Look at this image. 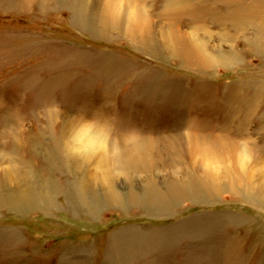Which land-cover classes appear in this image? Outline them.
<instances>
[{
    "label": "rangeland",
    "instance_id": "rangeland-1",
    "mask_svg": "<svg viewBox=\"0 0 264 264\" xmlns=\"http://www.w3.org/2000/svg\"><path fill=\"white\" fill-rule=\"evenodd\" d=\"M122 1L0 0V264H264V0Z\"/></svg>",
    "mask_w": 264,
    "mask_h": 264
},
{
    "label": "bare ground",
    "instance_id": "bare-ground-1",
    "mask_svg": "<svg viewBox=\"0 0 264 264\" xmlns=\"http://www.w3.org/2000/svg\"><path fill=\"white\" fill-rule=\"evenodd\" d=\"M132 1H133V6L129 10L132 13V19H133V22L136 24V28L141 29L143 27V26H141L142 25L141 21H144L145 18L142 20V17L140 16V10L138 9L140 7V3L137 0H132ZM120 2H123V1L120 0ZM118 6L119 5L115 3L114 6L108 7L109 8L108 10H110L112 12V15H118V16L121 15V10L119 9L120 7L118 8ZM127 12H128V10H127ZM130 16H128V17H130ZM146 18H147V20L149 19V17H146ZM145 22H146V20H145ZM146 24L149 25V23H146ZM143 25H144V23H143ZM144 29H145V26H144ZM172 30L173 29H171V31ZM140 31H142V30H140ZM74 122H76L77 124H74L73 121H71L70 125H69L70 127H72L71 128V134L72 135H70L72 141H71V143L69 142L70 143L69 148H71V151L74 154H78L83 158H88V157H89V159L90 158H93V159L96 158V160H97V158H102L101 157L102 155L109 154L108 150L110 149V151H111L110 156H112L116 162H119L121 160L120 158H121V155L123 153V150L118 145L114 144L117 140H119L118 138H116V137L110 138L108 131L105 130L101 125H97V124L95 125V124H91L88 122L86 123L85 121H82L85 124H83L81 122L78 123V120L74 121ZM65 130H68V129L66 128ZM132 134L133 135L128 136L129 138H126V139H128V140L135 139L136 134L135 133H132ZM124 136L125 135H123V137ZM68 141H70V140H68ZM9 156L12 157L11 154L10 155H8L6 153L2 154L3 160L0 163V168L11 167V164L13 163V161L15 159L14 160L10 159ZM111 160H112V158H111ZM199 160L202 163V165L204 166V168L206 169V170L205 169L203 170L205 172V174H209V171L211 172L212 175L213 174H217V175L221 174L216 162H214L213 160H210L209 158H206L202 155L199 157ZM237 163H238V161H237ZM16 164H18V163H16ZM239 166L241 167V165H239ZM98 168H99V166H98L97 162H95L93 169L98 170ZM12 169H16V168H12ZM92 173H94L93 170H92ZM251 174H252V172H251ZM92 178H93V175H92Z\"/></svg>",
    "mask_w": 264,
    "mask_h": 264
}]
</instances>
